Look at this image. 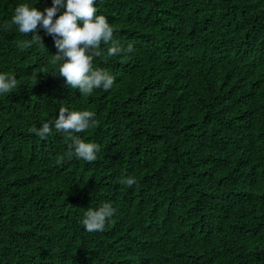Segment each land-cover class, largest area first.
Listing matches in <instances>:
<instances>
[{
  "label": "trees",
  "instance_id": "1",
  "mask_svg": "<svg viewBox=\"0 0 264 264\" xmlns=\"http://www.w3.org/2000/svg\"><path fill=\"white\" fill-rule=\"evenodd\" d=\"M21 3L53 0H0V73L17 80L0 95V264H264V0H96L133 51L101 44L114 84L89 96L52 73L42 27L45 46L19 48ZM61 106L95 113L78 135L96 161L64 156ZM105 202V229L86 231Z\"/></svg>",
  "mask_w": 264,
  "mask_h": 264
},
{
  "label": "clouds",
  "instance_id": "2",
  "mask_svg": "<svg viewBox=\"0 0 264 264\" xmlns=\"http://www.w3.org/2000/svg\"><path fill=\"white\" fill-rule=\"evenodd\" d=\"M97 12L96 0H53L52 6L43 11L29 3H21L15 8L11 23L6 24V28L15 25L20 34L31 35V40L18 43L20 49H26L34 43L45 46L37 31L38 27H42L54 38L58 50L50 61L58 66L57 71L52 73L64 77L67 85L78 89L82 96H89L94 89L108 91L114 84L115 78L109 72L93 67V58L101 55V44H110L108 57L133 51L132 44L125 48L113 39V26L105 15ZM16 87L14 76L0 73V95L9 94ZM94 116L95 113L90 110L59 108V115L53 124L55 130L65 133L66 139L70 141L64 153L68 159L75 157L86 162L96 161L100 145L78 135L96 125ZM51 130L52 126L48 122L40 128L29 129L41 138H45ZM120 182L131 187L136 183V178L123 176ZM114 213L113 206L105 202L99 207H89L81 223L88 232H100Z\"/></svg>",
  "mask_w": 264,
  "mask_h": 264
}]
</instances>
